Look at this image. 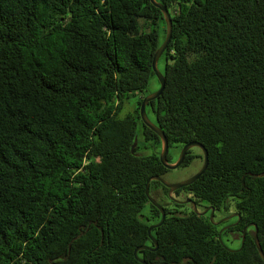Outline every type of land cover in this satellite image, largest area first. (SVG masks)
<instances>
[{
  "label": "trees",
  "instance_id": "obj_1",
  "mask_svg": "<svg viewBox=\"0 0 264 264\" xmlns=\"http://www.w3.org/2000/svg\"><path fill=\"white\" fill-rule=\"evenodd\" d=\"M157 1L173 33L147 113L174 149L197 141L209 154L175 192L242 209L264 251V0ZM165 36L151 0H0V264H142L135 249L155 247L161 212L145 188L170 170L140 106ZM168 190L150 183L167 217L157 250L138 252L148 264H264L252 236L227 249Z\"/></svg>",
  "mask_w": 264,
  "mask_h": 264
},
{
  "label": "water",
  "instance_id": "obj_2",
  "mask_svg": "<svg viewBox=\"0 0 264 264\" xmlns=\"http://www.w3.org/2000/svg\"><path fill=\"white\" fill-rule=\"evenodd\" d=\"M151 3L155 7L160 9L162 11V13H163V17H164V20H165V23H166V36H165V39H164L162 45L155 52L154 57H153V61H152V68H153V71H154L157 79L159 80L160 86H159V88L157 90L149 93L148 95H146L143 98V101H142L141 106H140V117H141V120L144 123V125L147 126L148 128H150L151 130H153L159 136L160 141H161V149H160L159 157H160V160H161L162 164L167 169L173 170V169H177L178 167H180L183 164L188 151L190 149L194 148V147H199L202 150L204 162H203V165H202L201 169L196 174H194L192 177H190L188 179H185L183 181H179V182H176V183H174V182L170 183L166 179H164V177L159 176V175L152 176V177H150L148 179V181L146 183V188H145L146 195H147L149 201L155 207H157L160 210L161 219H160V221L158 223L152 224L149 227V230H148L149 237H150V239H151V241H152V243L154 244L155 247H150L148 245H141V246H138L135 249V251H134L135 258L138 259L142 264H148V263L146 262V260H144L143 258L139 257L138 252L140 250H145V249L157 250L158 242H157L156 238L152 235V230L154 228H156V227L161 226L165 222L166 217H167V212H166L164 206L161 205L150 194V183H151V181L157 180V181H160L161 183H163L169 189L168 190L169 198L170 199H174L173 192L177 191L180 188L186 187V186L191 185L192 183H194L196 180H198L202 176V174H204V172L206 171V169L208 168V165H209V154H208V151H207V149L205 148V146L202 143L197 142V141H191L189 143H186L182 147V149L180 151V154L178 156V159L175 162H169L168 153H169L170 145H169L168 138L165 135L164 131L162 129H160L150 119V117H149V115L147 113V105L152 100L157 99L163 93V91L165 89V86H166V78H165L164 74L162 73V71L160 70V68L158 66V63H159V60H160L161 56L163 55V53L167 49V47H168V45H169V43L171 41L172 33H173V20H172V14H171L170 10L165 5H163L162 3H160L157 0H151ZM137 144H138V138L136 137L135 142H134L133 147H132V152H134V149L137 146ZM176 201L179 202V203H188L189 201H192V200L191 199H186L184 201H179V200H176ZM192 203H193V210L196 213L200 214V215L205 214L211 208L212 213H211L210 218L213 221L214 207H208V208L205 209V211L199 212L196 203L195 202H192ZM252 225L255 227V243H256V246L258 248L260 256L264 260V251H263V248L261 246V243H260V240H259V237H258V226H257L256 223H253ZM245 232H246V229H244V234H245ZM219 239L221 240V232H220V235H219ZM244 240H245V237H243V244H244ZM243 244H242V246H243Z\"/></svg>",
  "mask_w": 264,
  "mask_h": 264
},
{
  "label": "flooded vegetation",
  "instance_id": "obj_3",
  "mask_svg": "<svg viewBox=\"0 0 264 264\" xmlns=\"http://www.w3.org/2000/svg\"><path fill=\"white\" fill-rule=\"evenodd\" d=\"M184 146V145H183ZM181 146L180 148H175L174 149V144L173 146H170L169 148V153L168 156L171 154L172 156V161L170 162H175L178 159V156L180 154V151L182 149ZM194 151V153H192ZM190 153V154H188ZM187 155L191 156V159L188 158V160L185 158L183 164L181 166H191L196 163H200L199 169L194 173L196 174L202 167L204 158H203V152L199 147H194L188 151ZM186 155V157H187ZM172 173H174V169L170 170ZM194 174H192L190 177H192ZM188 177V178H190ZM169 197V196H168ZM173 197L174 199H170L174 204H179V205H187L189 209H193V201H189L188 203H179L176 200L179 201H184L186 199H190L185 197L184 194H181V198L177 196L176 192H173ZM197 205V204H196ZM208 207H214L210 204L203 206L201 203L199 206L197 205L198 211L203 212L205 211L206 208ZM185 210H174V214L178 213H183ZM212 210L211 208L203 215L206 220H209L215 227L218 229V234L220 235L221 232V241L223 245L229 249V250H239L241 247L244 246L243 244V237H245L244 243L247 239V235L252 236L253 243H255V227L252 225L253 223H256V221L252 220H244L243 219V211L242 209H236V210H217L214 207V215H213V221L211 220ZM198 214V213H197ZM200 215V214H199ZM257 224V223H256ZM258 226V225H257ZM244 229H246V232L244 234ZM258 233H259V227H258ZM218 235V236H219ZM259 237V236H258ZM237 244V247H232L231 245ZM243 244V246H242ZM148 246L153 247L152 244H148ZM151 250V249H150ZM183 262H188L187 258H183ZM174 264H178L177 260L174 259Z\"/></svg>",
  "mask_w": 264,
  "mask_h": 264
},
{
  "label": "rangeland",
  "instance_id": "obj_4",
  "mask_svg": "<svg viewBox=\"0 0 264 264\" xmlns=\"http://www.w3.org/2000/svg\"><path fill=\"white\" fill-rule=\"evenodd\" d=\"M158 79H152L151 80V88L153 89V91H155L156 89H158L159 87V80L157 81ZM143 95L142 94H139V95H136V96H131L123 110L121 111L120 113V116L121 117H124L127 113L129 112H132L134 111L135 107L137 106V101L139 98H142ZM151 118L154 119V116L151 115ZM145 152H147L146 150H144ZM194 153V151L192 152ZM200 163H196V164H193L191 166H180L178 167L177 169H174V173H172L171 171L168 172L165 176H164V179H166L168 182L170 183H176V182H179V181H183L185 179H188V177H190L192 174H194L198 169H199V165ZM160 194L162 193H154L152 194L153 198L156 199L161 205H163V203L161 202V199L163 198ZM232 247H237V244L235 245H231Z\"/></svg>",
  "mask_w": 264,
  "mask_h": 264
}]
</instances>
